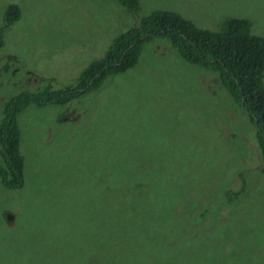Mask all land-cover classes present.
Returning a JSON list of instances; mask_svg holds the SVG:
<instances>
[{"label": "rangeland", "instance_id": "1", "mask_svg": "<svg viewBox=\"0 0 264 264\" xmlns=\"http://www.w3.org/2000/svg\"><path fill=\"white\" fill-rule=\"evenodd\" d=\"M137 1L131 15L113 0H0V27L5 5L20 10L0 47V117L20 90L71 86L153 9L220 31L228 18L246 19L250 33L264 36V0ZM135 61L67 103L33 101L17 114L23 184L0 183V264H104L106 249L96 246L108 218L96 207L115 211L134 195L129 189L144 204L137 222L148 227L145 244L157 249L162 231H182L169 244L170 263L264 264V174L253 126L216 74L166 38L143 41ZM241 176V194L227 203L224 190H240ZM125 218L115 214L114 236Z\"/></svg>", "mask_w": 264, "mask_h": 264}, {"label": "trees", "instance_id": "2", "mask_svg": "<svg viewBox=\"0 0 264 264\" xmlns=\"http://www.w3.org/2000/svg\"><path fill=\"white\" fill-rule=\"evenodd\" d=\"M113 1L127 13L131 15L137 13V0ZM19 14L20 10L15 3L5 5L0 27V47L4 43V31L18 20ZM223 23L226 26L224 31H220V28L217 30L200 28L175 12L153 9L141 16L129 29L117 34L100 56L91 59L80 70L71 86L48 89V84H45L44 87H39L36 93L20 90L7 98L3 103L0 117L1 185L6 189H14L20 188L23 184L19 128L15 119L22 109L33 101L64 104L80 97L88 90L97 88L104 77L121 74L132 67L136 62L141 43L155 37L166 38L170 46L184 59L216 74L227 97L245 114L248 122L253 126L254 141L260 159L259 171L264 174V85L262 83L264 36L250 33V22L246 19L231 17ZM44 95L48 96L43 97ZM61 119L64 121L69 118L62 116ZM239 187L241 189L237 192L224 190L223 195L227 203L233 202L241 194L244 188L242 176ZM129 191L134 194L132 198L125 197L116 201L115 211L113 208H106L105 205L96 207L99 215H106L108 218L103 226L106 234L100 243V248L95 243L97 251L106 249L104 264L175 263L174 259L170 263V259L166 257L173 253L174 248L169 247V244L174 234L182 231L178 229H174V233L162 231L155 239L158 244L157 249L153 244L151 247L145 244L148 239L144 237L142 230L148 227L145 223L137 222L144 220L145 212L141 209L144 204L134 199L137 192L133 189ZM79 203L89 206L87 202L79 201ZM169 207L170 205H166V209ZM83 208L81 206V209ZM116 213L122 218L126 215L124 219L126 225L122 222L116 228L114 236L112 227L115 225ZM160 224L159 221L157 225ZM97 259H100L99 255Z\"/></svg>", "mask_w": 264, "mask_h": 264}, {"label": "flooded vegetation", "instance_id": "3", "mask_svg": "<svg viewBox=\"0 0 264 264\" xmlns=\"http://www.w3.org/2000/svg\"><path fill=\"white\" fill-rule=\"evenodd\" d=\"M19 16H20V14H19Z\"/></svg>", "mask_w": 264, "mask_h": 264}]
</instances>
